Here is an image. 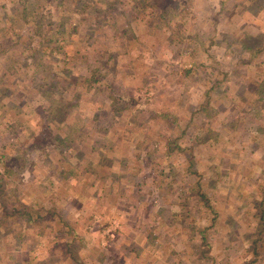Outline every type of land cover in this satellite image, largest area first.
Here are the masks:
<instances>
[{
	"label": "rangeland",
	"instance_id": "1",
	"mask_svg": "<svg viewBox=\"0 0 264 264\" xmlns=\"http://www.w3.org/2000/svg\"><path fill=\"white\" fill-rule=\"evenodd\" d=\"M261 47L264 0H0V264H264Z\"/></svg>",
	"mask_w": 264,
	"mask_h": 264
},
{
	"label": "trees",
	"instance_id": "2",
	"mask_svg": "<svg viewBox=\"0 0 264 264\" xmlns=\"http://www.w3.org/2000/svg\"><path fill=\"white\" fill-rule=\"evenodd\" d=\"M259 51H264V47L258 48V52ZM202 196V195H201Z\"/></svg>",
	"mask_w": 264,
	"mask_h": 264
}]
</instances>
